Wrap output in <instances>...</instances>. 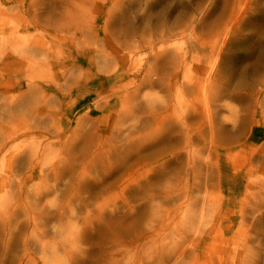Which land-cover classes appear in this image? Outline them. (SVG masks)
I'll list each match as a JSON object with an SVG mask.
<instances>
[{
  "label": "rangeland",
  "instance_id": "374dc122",
  "mask_svg": "<svg viewBox=\"0 0 264 264\" xmlns=\"http://www.w3.org/2000/svg\"><path fill=\"white\" fill-rule=\"evenodd\" d=\"M101 1L5 4L13 9L3 30L12 32L23 30L18 18L25 9L32 21L59 24L67 20V3H80L75 28L81 39L114 59L130 60L128 78L119 85L114 78L96 81L92 73L85 76L87 88L69 92L70 76L41 68V103L34 104L29 90L35 83L21 97V109L9 110L0 96V142L6 145L0 148V202L8 208L6 227L0 222V264H264V68L239 78L223 73L240 69L244 54L237 43L249 36V25H257L264 0ZM162 34L187 62L178 76L181 87L170 96L140 85L157 49L143 41L157 46ZM29 35L37 40L32 42L53 38L36 28ZM26 36L14 39L15 46L23 49ZM92 50H80L86 54L78 59L89 61ZM16 59L24 68L30 62ZM116 63L99 70L111 73ZM22 70L1 79L0 93L14 86L22 93ZM186 76L189 90L182 86ZM112 86L127 90V99L106 106ZM9 124L20 127L14 140L2 138ZM29 144L42 162L32 178L27 163L22 168L4 160L6 151ZM135 193L141 196L133 198ZM121 216L137 219L130 234L119 233ZM98 228L109 233L101 246L95 243Z\"/></svg>",
  "mask_w": 264,
  "mask_h": 264
},
{
  "label": "bare ground",
  "instance_id": "6f19581e",
  "mask_svg": "<svg viewBox=\"0 0 264 264\" xmlns=\"http://www.w3.org/2000/svg\"><path fill=\"white\" fill-rule=\"evenodd\" d=\"M110 1L111 0H107V2H106V0H102L101 2L105 4V3H108ZM15 3H18V7L20 8V6H19L20 0H15ZM5 4H11L10 0H4L2 3H0V18L2 16V18L0 20V29H1V37H2L0 39V82H1V79H3L5 75H10L15 70L23 68L22 80L20 79L19 82L25 83L24 85L26 87L25 89H22V91H21L23 94L17 93V91H15V86L10 91L5 90L4 92L0 93L2 101L5 102L4 106H6L9 110H11L12 109L11 106H14V105L17 108L21 109V106L24 103V101L21 100V97L25 93H27L29 90H31V92L33 94V100L35 101L34 104L37 105L38 103H41V101L44 98L42 99V94H41V98H40V92L37 91V89L40 88V86L42 85L39 82L43 81V79H41V77L39 76V72H40L41 68H44V70L47 68L45 72L47 74H49L51 71L54 70V67H56L58 69L57 72H58V75L60 78H62V77L64 78L66 75L70 76L71 77V86H69L67 88L69 92L75 90L77 87H79L81 84H83V82H85L84 79H85V76L87 74L91 75L93 73L94 74L93 77L96 78L95 79L96 81H99L101 78H105V77L108 80L114 78L115 82H117V81L119 82L117 85L120 84V81H125L126 78H128L127 72H129V69L127 68V63L129 62L130 58H125V57L117 58V57H115V59H114L113 56L106 54V53H108V52H106L107 51L106 48L100 49V50L97 48H91V47H89L90 45L88 46L87 42H85L81 39L82 32H79L75 28V25H77L75 18L78 17L79 12H81L80 7H79L80 3H77V4L67 3V5L65 7V11H64L65 15L67 17V20L65 22H59V24L57 22L56 23H54L52 21L50 22V20H48L47 18H44L43 22H41V21L39 22L36 19L34 21H32L31 17L29 16V14H30L29 9L30 8L23 10V12L20 10L22 13L20 14L21 17H19L18 19H19L20 23L23 22L24 28H23V30H19L18 27H15V28H13L14 30L12 32L3 30L6 27V25H5L7 22V21L5 22L6 17L9 16V14H8L9 11H11L13 9V6L6 7ZM112 6H110L107 9L106 13H103L105 17H106L105 14H107L108 11H110V8L112 9ZM18 7H16L17 10L16 9H14V10L19 14ZM113 8H115V7H113ZM73 10H74V12L72 13ZM24 15H25V17H24ZM22 16H23V18H22ZM257 17L259 19V21L257 22V25L255 24L256 22L254 23V25L251 24L252 26H250L248 24L249 27L247 28V31L250 32L249 36L246 37L243 41L237 43V50H239L240 52H242L244 54V55L242 54L244 58L240 61V69H234L235 66L232 67V65L230 66L232 68H223V71H224L223 73H225V75L228 76V78H235V77L239 78L240 76L241 77L245 76L249 71H251V73L255 75V74H258L264 68V11H262L260 9L257 12ZM148 18H149L148 16H146V18L144 17V19H146V20ZM31 28L42 29L44 31L47 30L48 33L53 38L52 39H46V42H41V43L40 42H32L35 39H32L31 36L29 35V30H31ZM95 30H96V27L94 29H92L93 34L98 36V33ZM22 33L24 35L27 34L26 38L24 37V39H23V42H25V45L24 44L22 45V46H24L23 49L19 48L18 46H15L16 41H14V39L18 40V41H22L18 37ZM66 34L68 36H70L69 39L66 38V36H67ZM10 38L13 41H11ZM169 38H170V36H167L166 34L160 35V38L156 39V41H158L157 46L154 44L155 41L153 39L152 40L148 39V40L143 41L145 48L147 46L150 51H154V47H156L157 49L155 50V53L153 54V56L151 58L149 57L148 61H147L149 66L151 64L153 66L147 67V69L145 70V74L143 75L142 79L140 80V85L142 87H149V88L155 87L159 90L161 89L168 96H170L171 92L173 93V90L178 88V86L181 87V84H179V82H178V76H179L181 68L185 67V65L187 64L186 61H182V58L185 59V54H182L183 56L181 57L180 53H178V51L174 47H171L172 45L170 44ZM35 41H37V40H35ZM87 48L93 49L91 52H89L91 54L89 56V58H90L89 61L83 57L86 54L85 52H79L80 50L87 49ZM240 52H239V54H240ZM121 53L124 54V51H122ZM128 53L131 54V50H129ZM33 54L37 55V57H42L43 61L35 60L36 58L31 56ZM79 55H80V57H81V55H83L82 60L78 59ZM126 56H127V54H126ZM16 57L18 58L19 63L25 64L26 59H30V62L25 64V68H24V66H21V65L18 66ZM178 58H181V59H178ZM80 61L83 62V65L77 66V63H79ZM115 61H117V63L113 66L114 67L113 72H111V73L101 72L99 70L100 66L107 67V66L111 65L112 62L114 63ZM235 65H236V63H235ZM121 66L125 67L124 70L122 69L123 72H120L121 69H119V68ZM189 70H190V67L188 68V71ZM26 72H29V74L26 75ZM106 73H109V75ZM186 73H188V72H186ZM168 77H171L169 79L171 81V83H169L166 80ZM153 79H155V80H153ZM33 83H35L34 85L36 86V88L30 87L31 84H33ZM163 83L166 84L167 90L164 87ZM87 84L88 83L86 82V84H83V85L86 86ZM102 84H103V81L101 82L100 87L103 86ZM190 84H191V82L188 79V76H186V82H183L182 86L189 90V88L191 86ZM83 85H81V86L84 89L87 88V86L84 87ZM131 85H132V83L129 84V86H131ZM29 87H30V89H29ZM26 89H29V90L26 91ZM199 89H201V88H199ZM170 90H172V91L170 92ZM197 90H195V91H197ZM136 91H138V90H136ZM126 92H127V90L122 89V87L112 86L111 87V97L106 96L107 100L103 101V102H105L106 103L105 105L108 106L112 103V99H115V100H113L114 102L112 104H115L116 102H118V104H119V100L123 99L124 96L126 97V94H125ZM61 94H62V92H61ZM96 94H99V92ZM119 94H121V95H119ZM196 95H197V93H196ZM125 97H124V99H125ZM106 98H104V99H106ZM57 99H58V101L60 100L59 97H57ZM126 99H127V97H126ZM31 106L32 105H30V107ZM151 107H152V105H149V107H148L149 110L152 109ZM119 108H122V106H119ZM149 110L147 109V111H149ZM163 110L169 111V108L165 107ZM12 112L13 111L7 112L8 113L7 116L9 117V119H11V117H12L11 116ZM150 115L153 117L152 114H150ZM176 119H178V118H176ZM157 126H158V124L155 126V130H159V128ZM181 126H183V125H181ZM0 128H1V122H0ZM9 128H10V131H8L6 133L4 131L2 132L3 133L2 138H4V135H5L6 139L11 138V140H14L15 137L13 134H16V131L19 130L20 127L9 124ZM28 130H26V131H28ZM26 131H24L23 133H25ZM61 133H63V132H59L58 134H56V137H58L57 138L58 142L61 141ZM16 137H17V135H16ZM167 140H169L170 142L172 141L171 138H169ZM0 148H3V149L6 148L5 142H3V143L0 142ZM143 148H144V146H143ZM37 153H36V150L33 148L32 144L25 145V146L20 145L19 147H16V148L12 149L11 151H6V154L4 155V158H5L4 160H6V161L7 160L8 161L16 160L19 164V167L22 166L23 162L27 163V165L29 166L28 171L31 172L29 177L32 178L33 174L35 172H36V174L40 173V171L37 170V168H39V166L42 164L41 157L36 156ZM22 168H23V166H22ZM70 169L71 168H69L68 170H70ZM103 169H105V168L103 167ZM138 196L140 197L141 195H138L135 193L133 198L138 197ZM2 204H4V203L0 202V208H1V214H0L1 220H0V222L2 223L3 227H6L5 224H7L8 221L6 222L4 219L6 218L5 212H7L8 208H6L5 206H2ZM148 204H149V200H146L145 204H143L141 207L142 210L140 211V213L145 212L147 210ZM5 209H6V211H5ZM119 221L121 223L119 226L120 227V229H119L120 234H122L123 232L130 234L132 228H134L136 226V223H137V219H135V218L134 219H127L123 216H121L119 218ZM132 223H135V225L132 227H129ZM11 231H12V229H11ZM97 231H98V233L95 237H96V239H97V237L99 239L95 240V243L98 244V246H101L104 239H105V241L108 240V234L109 233L107 232V230L105 228H101L100 230L98 228ZM39 232H41V231L39 230ZM41 243H43V242H41ZM25 250H26V248H25ZM97 255H99V252ZM18 262H20V260ZM89 264H92V263H89Z\"/></svg>",
  "mask_w": 264,
  "mask_h": 264
}]
</instances>
